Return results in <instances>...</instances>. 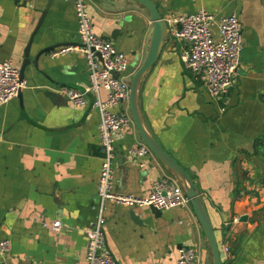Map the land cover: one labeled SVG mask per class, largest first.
I'll return each instance as SVG.
<instances>
[{
  "label": "crops",
  "instance_id": "crops-1",
  "mask_svg": "<svg viewBox=\"0 0 264 264\" xmlns=\"http://www.w3.org/2000/svg\"><path fill=\"white\" fill-rule=\"evenodd\" d=\"M47 1L0 0V61L19 69L32 36L29 60L42 52L24 69L19 97L0 106V242L8 243L0 264H84L85 232L98 210V115L89 100L74 107L55 93L86 85L84 61L75 51L57 58L44 52L76 44L72 0H50L35 29ZM150 1L162 19L201 9L240 23L239 64L222 98L207 95L171 41L143 77L138 104L146 132L197 190L227 249L220 264H264V0ZM84 2L94 34L137 68L149 40L147 13L116 0ZM140 144L133 125L114 136L117 193L146 196L169 175L152 155L131 154ZM159 212L104 204L105 247L116 263L173 264L179 248L192 247L195 264H211L189 204ZM53 221L57 232L42 226Z\"/></svg>",
  "mask_w": 264,
  "mask_h": 264
},
{
  "label": "built area",
  "instance_id": "built-area-1",
  "mask_svg": "<svg viewBox=\"0 0 264 264\" xmlns=\"http://www.w3.org/2000/svg\"><path fill=\"white\" fill-rule=\"evenodd\" d=\"M77 41L74 46L59 47L51 52L57 58L78 52L83 61L87 83L81 89L59 86L55 93L71 106L82 107L90 101L98 115L97 141L99 171L95 186L98 210L91 227L85 232L84 264H117L105 247L103 236V206L111 203L129 208H149L158 211L187 206L188 200L176 181L165 175L151 184L146 196L134 197L114 190V136L123 128L132 125L128 113V84L133 69L125 55L117 51L110 42L96 36L84 0H72ZM167 28V38L178 44V59L183 68L196 76L204 86L207 95L214 101L222 98L232 85L239 64L241 50V26L234 15L214 20L204 10L174 18L163 19ZM213 28L216 36L213 35ZM23 87L19 82L18 69L9 60L0 61V106L15 99ZM103 95V96H102ZM124 106L122 111L115 109ZM137 158L151 155L140 144L131 151ZM51 231L59 230V222L43 224ZM7 241L0 242V256L7 252ZM222 254L227 249H221ZM197 255L192 247L177 250L173 264H195Z\"/></svg>",
  "mask_w": 264,
  "mask_h": 264
},
{
  "label": "water",
  "instance_id": "water-1",
  "mask_svg": "<svg viewBox=\"0 0 264 264\" xmlns=\"http://www.w3.org/2000/svg\"><path fill=\"white\" fill-rule=\"evenodd\" d=\"M115 1V0H114ZM121 3H128L136 5L142 8L148 16L149 22L151 24V29L149 33V40L147 45V50L141 64L132 72V75L128 84V113L131 118L132 125L136 131V134L140 142L148 149L150 154L157 160V162L168 171L169 175L176 181L183 194L188 200L191 211L199 225L201 233L208 247V252L211 259V264H220L222 254L221 246L218 241L217 233L212 229L209 222L208 216L203 209L201 204V199L197 190L195 189L193 183L189 177L183 172V170L173 161V159L157 144V142L146 132L142 125L140 118L139 104H138V92L140 88L141 81L145 74L150 70L153 64L158 59L162 48L168 42L167 38V28L164 20L157 12L154 4L150 0H116ZM50 0L47 1L44 10L41 12L38 23L36 25L37 29L41 24L46 11L49 7ZM33 37V36H32ZM27 43L23 51V60L18 69V79L19 82L23 80L24 69L30 64L34 66L36 58L42 53H38L34 60L31 62L29 60V47L31 44V39ZM68 46L66 44H62ZM75 44H72L74 46ZM51 48L46 49L44 52H51ZM19 97V93L17 95ZM151 214L158 216L160 212L152 207L148 208ZM131 220L134 221L135 215L130 216ZM245 219V218H242Z\"/></svg>",
  "mask_w": 264,
  "mask_h": 264
},
{
  "label": "rangeland",
  "instance_id": "rangeland-1",
  "mask_svg": "<svg viewBox=\"0 0 264 264\" xmlns=\"http://www.w3.org/2000/svg\"><path fill=\"white\" fill-rule=\"evenodd\" d=\"M171 42V39L169 38V41L167 42L168 44ZM172 43V42H171ZM136 68L133 69V71L135 70Z\"/></svg>",
  "mask_w": 264,
  "mask_h": 264
}]
</instances>
